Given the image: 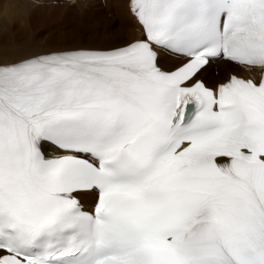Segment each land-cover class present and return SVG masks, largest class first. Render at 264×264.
<instances>
[{"label":"snow or ice","instance_id":"1","mask_svg":"<svg viewBox=\"0 0 264 264\" xmlns=\"http://www.w3.org/2000/svg\"><path fill=\"white\" fill-rule=\"evenodd\" d=\"M127 9L140 38L0 63V264H264V0Z\"/></svg>","mask_w":264,"mask_h":264},{"label":"rangeland","instance_id":"2","mask_svg":"<svg viewBox=\"0 0 264 264\" xmlns=\"http://www.w3.org/2000/svg\"><path fill=\"white\" fill-rule=\"evenodd\" d=\"M10 1L9 4L0 6V15L4 12L0 20V42L15 50L56 42L75 44L82 40L89 41L91 34L96 33L99 28L101 31L107 29L105 25L98 27V23L85 13L77 14L75 24L71 25V9L32 4V0H23L17 6L14 0ZM96 16L100 17L98 14ZM101 41L105 40L98 39L96 42Z\"/></svg>","mask_w":264,"mask_h":264},{"label":"bare ground","instance_id":"3","mask_svg":"<svg viewBox=\"0 0 264 264\" xmlns=\"http://www.w3.org/2000/svg\"><path fill=\"white\" fill-rule=\"evenodd\" d=\"M10 0H0V6L4 4H9ZM32 4H43V5H54L56 7L60 8H66L71 9V5L66 2H41L40 0H32ZM117 5V3H116ZM95 22L98 23V27L101 25H105L107 27L106 30H100L94 34H91L90 40H82L75 44H68L67 43H61L56 42L55 44H42L37 45V47H23L20 49L15 50L14 47H8L5 45H2L0 42V63H10L12 61H17L19 59H23L29 55L42 53V52H49V51H55V50H65V49H79V48H85V49H109L115 46H121L129 41H131L133 38H135V35L130 33L127 29H119V27H125V26H116L111 23L109 19H107L102 13H97L100 17H97L96 14H88ZM108 20V22H105ZM105 29V28H104ZM99 33V34H97ZM98 39H104L105 41L96 42ZM226 67H235L237 69H240V71H237V73H240L244 75L245 73H248L245 68L235 66L233 64H227L225 63ZM223 69V68H222ZM223 73V71H222ZM207 77L212 80L211 74L208 71ZM86 198H89L90 196H85Z\"/></svg>","mask_w":264,"mask_h":264}]
</instances>
